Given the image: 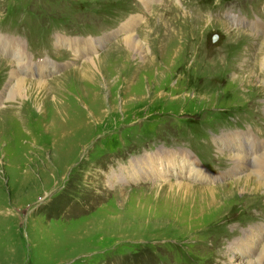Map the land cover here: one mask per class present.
I'll return each instance as SVG.
<instances>
[{
    "label": "rangeland",
    "instance_id": "rangeland-1",
    "mask_svg": "<svg viewBox=\"0 0 264 264\" xmlns=\"http://www.w3.org/2000/svg\"><path fill=\"white\" fill-rule=\"evenodd\" d=\"M20 15L28 17L19 32L29 33L34 54L53 60L18 66L34 83L41 79L30 73L44 65L46 82L19 105L6 100L15 67L0 54V264H233L255 257L264 244V187L242 191L234 180L250 169L233 175L231 150L219 149L227 134L264 143V126L255 123L264 122V72L256 63L264 0H0V28ZM131 17L144 58L124 47ZM58 34L71 43L80 37L87 52L58 46ZM3 39L25 51L19 38L1 35L2 46ZM101 57L95 80L74 72ZM169 150L185 151L212 175L193 183L212 187V197L173 196L159 178L135 181L119 171Z\"/></svg>",
    "mask_w": 264,
    "mask_h": 264
},
{
    "label": "bare ground",
    "instance_id": "bare-ground-1",
    "mask_svg": "<svg viewBox=\"0 0 264 264\" xmlns=\"http://www.w3.org/2000/svg\"><path fill=\"white\" fill-rule=\"evenodd\" d=\"M134 21H135L134 18H132L131 21H129L126 24V27L123 29V32L126 33L125 35L126 37L123 40L124 47L129 53L131 52L133 53L137 51L138 52L137 55L139 57L144 58L145 54L142 47L143 44L140 40V36H138V34L133 33L132 27L134 25L133 24ZM262 44L264 45V39L262 40ZM0 45H1L0 46L1 49L3 47L7 48L6 50H8L11 59H13V66L15 67V69L12 71L10 78L12 82L10 83L9 85L10 87L6 92L8 96L6 100L16 99L15 103L20 105L23 103L24 99H26L24 98L26 91L28 92V90L30 88H33L34 86L44 85L45 87L44 84L45 81L43 80L44 79L43 76L40 75L41 77L39 78L41 79L40 81L31 83L29 82V80L25 79L26 74H22L17 69L18 66L19 67L25 66L28 70H32L33 68V64L29 63L26 59V52L24 51L22 44H19L16 41L3 39L4 46H2L1 43ZM263 45L261 46L260 49L261 53L256 61L257 67L261 73L264 72ZM101 60L102 57L96 59L95 58L85 59L80 69L74 72L77 74L79 73L80 74V75L78 74L79 78L81 77L80 79L82 80L84 79V81L85 80L93 81L97 77L96 76L97 72L99 73L96 62H99L100 66L103 67ZM35 66L39 67V73H42L43 70L45 69L44 65L42 64H37ZM251 78L254 79V75L252 73H249L248 80ZM245 79L247 78L245 77ZM241 81L244 84L247 82V80H242V79ZM86 95L87 94H85V96ZM84 109L87 111L90 110V108L87 106H84ZM60 113L61 114L59 115V117L62 121L63 119H65L63 115H66V110L63 109V111ZM108 113H109L108 110L103 112L104 115H108ZM63 124L64 123H62L61 126ZM58 127H60V125ZM46 131H48V129ZM235 135L233 134H227L226 136L223 135L220 141L221 148L219 150L221 149L231 150L232 153H230L229 159L233 161L234 164L231 169L233 175H235V172L245 173L247 170L250 169L249 170L250 172L246 173V175L242 176L241 178H236L234 180V183L240 184V186L242 187V191L249 190L250 188H252L250 192L253 194H257L258 192H260L259 190L264 187V183H262V179H264V150H263L264 143L258 140L256 141L254 138L251 137L252 135L247 136L243 134H241V138L237 139L238 140L237 142H234L236 138H234L233 136ZM119 171H121V174H123L125 177L129 179H131V177H134L133 180L135 181L137 180V178H141V177L144 178L150 177L157 179L159 178L160 180H163L165 183H167L166 185H169L168 186L169 193L173 196L177 195L178 197L183 196L185 198L186 197L190 198L194 194V191L197 192L205 191L207 193L206 195L208 196L209 194V196L211 197L213 195L211 191L214 189L212 187L195 188V186H193V183L197 182L198 180L207 182L210 179H213V177L211 174L206 173V171L200 167L198 162L192 159V157L183 150L180 151L169 150L168 152L158 151L154 155L146 154L140 160L138 159L135 160L134 162L130 161L129 167L119 168ZM252 175L256 176L257 179L256 180L252 179ZM169 177H174L176 179L174 181L171 180L172 182L170 180L167 181V178L169 179ZM262 228L264 230V224L262 225ZM262 236L264 238V232H262ZM261 241L262 239L260 240V243ZM244 243L245 240L240 244L243 245ZM257 249H258V253L257 252H256L257 254L255 253L256 254L255 257H252L249 254H244L240 258H233V259L231 258L232 263L233 264H264V244L261 249L260 246H258Z\"/></svg>",
    "mask_w": 264,
    "mask_h": 264
}]
</instances>
